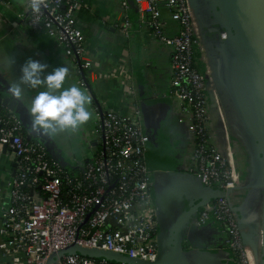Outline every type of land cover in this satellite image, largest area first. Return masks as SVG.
<instances>
[{"label": "built area", "instance_id": "built-area-1", "mask_svg": "<svg viewBox=\"0 0 264 264\" xmlns=\"http://www.w3.org/2000/svg\"><path fill=\"white\" fill-rule=\"evenodd\" d=\"M126 1L120 0V5L126 7ZM133 2L139 21L170 49L168 96L178 103V121L187 125L188 172L219 192L198 209L195 224H210L221 233L232 264H249L231 198L240 173L232 151L219 148L211 128L207 70L189 2ZM159 4L177 24L174 34L165 30ZM82 7L81 0H44L39 12L27 8L21 17L32 32L44 33L63 48L76 65L79 84L88 88L91 61L76 24ZM131 26L127 17L121 20L119 29L125 37ZM219 38H226L225 32ZM6 110L8 114L0 116V153L5 151L14 160L7 171L9 200L0 202V252L5 258L0 264H46L50 255L71 244L155 261L158 224L153 174L147 164L150 140L138 104L132 102L125 113L96 105L94 143H88L91 155L64 167L47 159L38 144L27 141L17 115ZM53 264L126 263L63 254Z\"/></svg>", "mask_w": 264, "mask_h": 264}, {"label": "crops", "instance_id": "crops-1", "mask_svg": "<svg viewBox=\"0 0 264 264\" xmlns=\"http://www.w3.org/2000/svg\"><path fill=\"white\" fill-rule=\"evenodd\" d=\"M133 1L127 0V6L123 7L120 0H81L83 7L77 14L76 24L82 31L85 54L91 61V73L88 72L86 77L88 88H85L79 84L76 65L63 48L44 33L32 32L24 22L21 16L27 12L26 0H0V96H13L9 87L20 82L21 65L29 57L48 64L45 74L58 66L67 67L64 87L75 84L86 91L91 97L87 105L91 117L76 131H37L52 140L63 160L70 162L91 155L90 146L83 140L92 143L96 105L125 113L128 106L135 102L141 109L150 140L147 164L153 174V195L161 194L169 183L175 194L183 196L187 192L195 199L203 197L211 191L188 172L187 125L178 121V103L168 96L170 49L153 38L139 21ZM193 2L202 30L198 48L217 89L214 91L215 108L212 107L216 120L211 127L219 143L232 151L237 162L240 192L236 195L235 205L243 201L247 203L248 221L259 227L264 199L261 187L257 185V163L249 152V147L254 144L248 128V121L251 120L249 90L233 44L230 40L224 42L219 39V32L224 28L211 1ZM159 6L165 30L174 34L177 24L170 20L163 4ZM124 17L132 24L127 37L119 29ZM22 89L21 97H13L21 103L23 114L31 123V99L44 90V85L36 88L22 85ZM4 153H0V202L7 204V171L13 168L14 158ZM195 218L196 214L191 220ZM206 226L202 232L193 235V240L202 242L218 264H232L223 246L221 233L210 224ZM254 232L255 248L260 254L259 233L256 229ZM4 260L0 252V262Z\"/></svg>", "mask_w": 264, "mask_h": 264}, {"label": "water", "instance_id": "water-1", "mask_svg": "<svg viewBox=\"0 0 264 264\" xmlns=\"http://www.w3.org/2000/svg\"><path fill=\"white\" fill-rule=\"evenodd\" d=\"M210 1L224 28L219 32V37L221 32H225L226 34V38L219 39L224 42L230 40L233 44L237 60L243 70L245 85L249 90L251 98V120L248 121V128L250 130L249 137L254 141L253 146L249 147V152L257 163L255 166L257 169L256 173L258 172L259 177L257 185L261 187L264 199V0ZM188 2L196 22L199 44L202 30L199 28V20L194 2L193 0H188ZM208 64L209 66L211 64L209 60ZM204 69H206L205 64ZM206 86L208 87L209 108L212 115L211 126H213L216 115L213 113L212 107L215 108L214 91L217 89L208 73H206ZM0 105L16 114L19 120L26 125V131L30 133L27 134L26 140H29L31 135L36 137L37 141L43 144L53 158L63 167L68 165L69 162L63 160L58 155L52 140L41 136L37 131L36 133L32 132L31 123L28 121L27 115L24 116L21 103L15 97L9 95L5 97L0 96ZM213 133L216 135L214 131ZM83 142L88 145L89 140L86 139ZM218 145L222 150L225 148L224 144L221 145L219 143V140ZM192 176L198 179L196 176ZM168 179L169 176L167 177ZM239 187L240 184H238L236 189ZM209 189L211 193L195 199L187 192L183 196L180 193L175 194L169 183H166L164 191L154 196L158 224V254L156 260L153 262L141 261L111 251L87 249L71 244L59 250L57 253L50 255L46 264H53L63 254H78L90 258H105L126 264H218L212 254L206 250V246L202 242L198 240L195 242L193 240V235L202 232L205 226H197L195 224L196 218L192 221V217L194 214L197 216V211L200 207L219 195L218 191ZM184 207H187V209H183ZM246 207L247 203L244 201L242 204H234L233 207L238 226L241 229V239L245 245L251 248L254 259L259 264H264V201L259 227H254L248 221ZM255 229L259 233L258 242L261 248L260 254H258L255 248ZM227 254L231 261L229 252ZM259 258H261V262L258 261Z\"/></svg>", "mask_w": 264, "mask_h": 264}, {"label": "clouds", "instance_id": "clouds-1", "mask_svg": "<svg viewBox=\"0 0 264 264\" xmlns=\"http://www.w3.org/2000/svg\"><path fill=\"white\" fill-rule=\"evenodd\" d=\"M44 0H26V7L39 12ZM48 64L29 57L21 65L20 82L10 85L13 96H22V85L32 88L44 85L31 99L29 113L33 131L55 133L64 130H78L91 117L87 105L91 97L86 91L72 84L64 87L68 68L58 66L45 74Z\"/></svg>", "mask_w": 264, "mask_h": 264}, {"label": "trees", "instance_id": "trees-1", "mask_svg": "<svg viewBox=\"0 0 264 264\" xmlns=\"http://www.w3.org/2000/svg\"><path fill=\"white\" fill-rule=\"evenodd\" d=\"M8 114V112H7V110L4 108V107H2L1 105H0V116H6ZM21 125H22V133L24 134V135H26L27 136V134L29 133V132H27L26 131V125H24L23 123H22V121H21ZM26 139V138H25ZM27 141H29V142H32V143H34V144H38V145H36V146H38V147H40V148H43V151L45 152V155H46V158L47 159H49V160H55L54 158H53V156L51 155V153L48 151V149H46V147L43 145V144H41V143H39L38 141H37V138L36 137H34V136H32L31 135V138L29 139V140H27ZM56 161V160H55ZM58 162V161H57ZM59 163V162H58ZM59 165H61L60 163H59ZM62 166V165H61ZM63 167V166H62ZM74 172L75 171H77V169H75L74 168V170H73ZM73 172V173H74ZM234 203H235V200H234Z\"/></svg>", "mask_w": 264, "mask_h": 264}, {"label": "bare ground", "instance_id": "bare-ground-1", "mask_svg": "<svg viewBox=\"0 0 264 264\" xmlns=\"http://www.w3.org/2000/svg\"><path fill=\"white\" fill-rule=\"evenodd\" d=\"M246 248H247V251L249 252V264H257L256 263V260L251 255V249H250V247L247 246Z\"/></svg>", "mask_w": 264, "mask_h": 264}, {"label": "rangeland", "instance_id": "rangeland-1", "mask_svg": "<svg viewBox=\"0 0 264 264\" xmlns=\"http://www.w3.org/2000/svg\"><path fill=\"white\" fill-rule=\"evenodd\" d=\"M240 191L237 189H235L233 192H231V198L232 200L236 199V195L239 193ZM242 192V191H241ZM259 262H261V258L258 259Z\"/></svg>", "mask_w": 264, "mask_h": 264}]
</instances>
